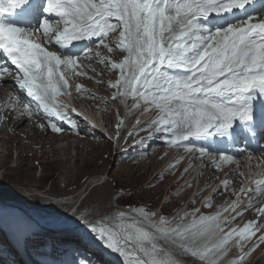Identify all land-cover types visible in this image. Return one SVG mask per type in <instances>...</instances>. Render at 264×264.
<instances>
[{
  "label": "snow or ice",
  "instance_id": "snow-or-ice-1",
  "mask_svg": "<svg viewBox=\"0 0 264 264\" xmlns=\"http://www.w3.org/2000/svg\"><path fill=\"white\" fill-rule=\"evenodd\" d=\"M28 3L0 0V52L17 69L12 73L0 68V79L13 75L19 90L38 102L33 109L30 102L16 96L14 110L22 106L20 115L42 113L51 130L60 132L53 118L68 119L57 102V97L68 94L61 91L69 87L65 70L70 69V76L86 75L79 70V61L99 57L93 47L102 46L108 53L118 50L123 54L121 60L110 63L109 70H119L118 79L109 85L115 89L112 98L126 106L131 98L135 109L143 106L145 112L158 113L147 130L165 135L169 146L195 151L201 157L216 155L219 170L244 155L253 159L247 147L237 157L226 143L250 145L257 137L264 139V0H46L43 12L48 16L35 26L21 27L5 19V13L15 15L16 9ZM38 14V8L29 13L30 17ZM110 34L115 40L111 46ZM40 40L58 50H48ZM85 40L90 42L86 50H73L75 41ZM109 59L98 62L106 64ZM72 126L75 129L74 123ZM233 175L241 178L240 183L247 179L243 171ZM260 175L253 181L254 188L234 189V201L188 225L182 224L184 217L174 227L168 226L165 216L153 220L155 212L131 205L119 189L106 191L103 182L86 195L94 197L96 204L111 205L115 200L117 207L89 221L84 211L89 206L85 205L79 219L104 248L122 258V264H181L179 257L184 255L205 264H221L231 247L239 249V254L226 264H245L264 244V234L257 235L261 225L248 221L242 227L226 226L254 207L250 193L264 195V173ZM229 184V180L223 181L225 190ZM245 198L248 203L238 211ZM206 206H212L211 197ZM129 211L155 232L137 227L134 220L128 222ZM255 211L264 218V206ZM196 212L199 209L191 215L195 217ZM225 212L235 215L225 217ZM217 232L223 235L214 239ZM158 240L172 248L162 247Z\"/></svg>",
  "mask_w": 264,
  "mask_h": 264
},
{
  "label": "rangeland",
  "instance_id": "rangeland-1",
  "mask_svg": "<svg viewBox=\"0 0 264 264\" xmlns=\"http://www.w3.org/2000/svg\"><path fill=\"white\" fill-rule=\"evenodd\" d=\"M108 42L110 46L115 42L112 34H110ZM94 50L102 54H99V57L94 56L91 61L89 60V63L88 60L82 58L83 61H81L80 64L82 68L80 67L79 70H83V72L86 71L87 74L84 76L73 75L72 78L77 79L78 82H82L85 91L91 92V96L88 98L92 99L91 101L96 104H99L97 108L104 106L101 108L102 111H98V113H104L108 120H112V124L116 125L119 119L117 117V103L115 101L118 100L119 106H123L124 108L127 106L121 103L119 99H113L112 95L115 89L106 87V85H110L111 76L115 78L119 77V70H109L110 62L107 63V66H104L105 64L99 63L98 60L104 57L111 59V56H119V60H121L123 54L118 50L108 53L102 46L99 49L94 48ZM84 62L87 63L85 64ZM95 67L96 69H92ZM7 88V86L6 89L0 87V92L2 91V94H4L3 96L6 97L7 100L3 99L0 101V106L2 107L4 105L5 107L6 105L11 106V104L14 103V101L10 102L12 95H10L11 92H9ZM23 93L27 95L26 92ZM85 97L87 96L81 93L78 98L81 100ZM31 99L33 98L31 97ZM57 99L60 100L61 97L59 96ZM26 102L29 101L26 100ZM31 102L37 103L36 101ZM62 106L65 111V105L62 104ZM32 108L34 107L32 106ZM123 113L124 115L121 116V121L124 122V119L126 120L128 118L127 116L131 114L128 112V109H124ZM41 116L42 113L41 115H34L32 118H36L38 123L39 117ZM54 119L61 121L56 118ZM79 122V119L76 118L72 119L71 123L66 125L57 122L59 123L58 126L63 130H69L68 126L70 125L74 134H84V139H78V136H70L71 134H69L66 139H62L63 141L59 140L54 147L56 148L59 146L61 150L59 148L53 149L52 146L46 147L45 150L41 145L35 147L25 135L22 137L25 139L23 142L18 141V139H13L14 142L2 143L6 147L10 145V147H12L14 145L12 149L4 148V152L9 151L13 155L15 154L16 148H20L24 155L17 159H15L13 155L12 158L5 161V163L2 161L3 163H1L0 171V201L7 200L11 203H15V205L25 210L30 216L34 213L37 219L41 221L45 220V224H47V221H51L52 223L51 230L39 231L37 234L40 236L31 239L35 247H31V250H27L29 258L34 256L39 264H79L80 261H84L85 264H87L88 261H90L91 264H95L99 254L98 248L103 244L79 219V217L83 215L81 209H84L85 205L89 206L87 209H84L87 213L85 219L91 221L99 219L109 208H115L117 205L115 200L112 201L111 205L96 204L94 197L86 195L89 191L90 193L93 192L92 185L97 184V188H95L98 189V186L103 182L106 185V191L115 192L118 189L121 190L124 200L128 201V203H130L132 199L137 198L138 201L135 199L130 203L133 206L146 207L149 205L150 208L156 206V211L158 208H163V213H172L179 204H186L191 200L190 198L195 188L192 189L190 184L199 183L196 176H194L193 179L191 178L195 168L191 165L188 167L187 165L190 154L192 156L195 151L189 153L181 147L180 149H176L170 146L169 149L164 151L163 156L160 157L161 159L159 158V154L151 150L152 146L149 149L150 151L148 150L149 153H147L148 151H141L138 148L135 149V147L131 149V151H125V148L129 146L128 143H125L124 147L121 148L118 146V148L116 146L117 142L110 139L109 136L104 135L96 129L91 130L89 124L81 126ZM73 123L76 126L75 129L72 126ZM41 124H43L42 118L40 120V125ZM122 125L123 123L120 124V127ZM2 129L3 127L0 133H2ZM118 129L119 128H116L115 132L117 134L119 133ZM153 133L158 136L156 139L160 140V144L157 145V143H155L156 152H158L159 146L162 142H166L167 137L154 130ZM11 134L12 131L9 126L8 129H4L2 135L10 137ZM121 134L124 136V131L121 132L119 136H121ZM136 141L135 139L132 143L136 144ZM63 145H65L64 149H62ZM75 145L78 146L74 148ZM20 149H18L19 152ZM176 157H179V164L175 163L177 160L174 161ZM171 158H173V161L166 167L167 161ZM194 158L195 157L192 159ZM208 165L206 170L208 175L210 173L209 178L206 177L205 170V174L203 173L202 175L204 179L200 180V185L208 181V179L210 180L209 182L216 181L211 180V178L215 177V175H213V170L216 168ZM225 167H227V170L233 171V166L226 165ZM185 169H187V172ZM192 169L191 175H188V172ZM238 171L240 172L241 169L237 166V172L235 170L233 173H238ZM219 173L221 174L222 170ZM102 175H104V178H102ZM232 178L234 181L236 179L240 181L241 179L240 177L238 179V176L235 175H233ZM188 180L190 181L186 188H183L179 194L174 195L169 201L167 200L164 203L181 183ZM175 181V185L172 186V183ZM223 186L222 184L220 197L215 198L216 203H218L219 199L225 200L226 195L228 196L229 193L234 190L233 184H229L227 190H225ZM127 190H130L129 192L131 195H128L129 192H124ZM251 197H253L254 207L247 211H243V215L237 216L236 219L232 221L231 225H228V228L238 227L240 224L258 217L255 208L261 199L257 198L255 194ZM259 197L263 198V195H259ZM246 200H248V198L241 204L240 211L243 210L248 203L247 201L244 204ZM215 202L209 208V210L213 209V211L208 213V215H211L214 210L217 209L218 205L215 207ZM77 204V214L71 217L68 216L69 218L61 217L62 212H66L65 208H68V211L70 209L73 210ZM1 214H3V212H1ZM128 217V222L134 220L137 222V227H142L153 233L155 232L150 224L143 222L142 217H139L136 213L129 211ZM158 218H160V216ZM55 224L57 226H55ZM260 225L261 232L257 233V235L264 234V222H261ZM3 231L4 227H1L0 239L2 235L4 237ZM61 234L62 236H60ZM63 238L65 242V249L64 252H62L63 256L60 255V251L53 252L54 247L51 248L49 252V248H46L48 244L56 243L57 240H63ZM2 240L3 242H0V260L3 261L6 259V264H15L16 259L14 256H16V253L14 250L16 247L12 249L9 242L4 241L6 240L5 238ZM38 241L41 242L40 245H38ZM85 242H87V244ZM202 242L203 241H200V243ZM157 243L166 249L172 248L170 244L165 243L163 240H158ZM248 246H250V243ZM249 248H251V246ZM26 249L27 247L24 248V250ZM246 250L248 249L246 248ZM175 251L179 253L178 249ZM263 251L264 244H261L259 248L251 253L249 258L245 261V264H264V254L261 255ZM236 252L239 253V249L236 248L232 254ZM117 258L119 259V264H122V258L118 254ZM179 259L181 264H205L204 261L198 258H192L188 255L180 256ZM228 260H230V255L225 257L224 260L221 261V264H226ZM99 264H102V262Z\"/></svg>",
  "mask_w": 264,
  "mask_h": 264
},
{
  "label": "bare ground",
  "instance_id": "bare-ground-1",
  "mask_svg": "<svg viewBox=\"0 0 264 264\" xmlns=\"http://www.w3.org/2000/svg\"><path fill=\"white\" fill-rule=\"evenodd\" d=\"M89 45H90V42L87 40L75 41L73 50L83 51V50H86ZM94 48L95 47H93V52H95ZM48 50L57 51L58 47L55 46L54 44H51L49 46ZM99 54H102V53L99 52ZM119 59H120L119 56H117V57L111 56V59L109 60V62L110 63L113 61L118 62ZM81 61H83L82 58L79 61V64H81ZM90 61L88 60V63ZM84 63L86 64L87 62H84ZM94 65H95V63H94ZM104 66H107V63ZM89 69H91V68H89ZM92 69H96V67L92 68ZM62 70H65V69H63V66H62ZM81 71H83V70H81ZM69 72H70V69L65 70L66 78H68V80H69V87L67 90L62 89V91L63 92L66 91L68 94H65V95L69 96L73 101H63L62 99L57 101L61 106H62V104L65 105L64 107L66 108L65 111L68 113V119L63 120V121H58V120H55L53 118V122H55V123L59 122L63 125H66V124L71 123L72 119L76 118V119H79V121H84L86 123H89V125L92 129H96V130L104 129L105 124H103V122H102V118H101L100 113H97L94 110L96 103L91 101L92 99L88 98L91 96V92L85 91L83 83L78 82L77 79L72 78L73 75L70 76ZM85 73L87 74L86 71H85ZM116 79H118V78L111 76V83L115 82ZM5 85L8 87L7 89L9 90V92L13 93V94L10 93V95H12L10 98V102L14 101V103L11 104V106L6 105V107H5L4 103H3V105H4L3 107L0 106V116L4 117L3 120H0V132H1V128L3 127L2 133H0V167H1V163H3L2 161H4V163H5V161H8V159H11L13 155H14L15 159L24 155V153L22 152V150L20 148H18V149H20V152L16 148L15 154H13V155L9 151H7L8 153L4 152L3 151L4 148L12 149L14 147V145L12 147H10L11 145L9 147H6L2 143L14 142L13 139H18V141L23 142V140L25 141V139L22 138L24 135H25V137L28 138V140L30 141V143H32L33 146L36 147L37 145H41V147L44 148V150L46 147H49V146H52L53 149H56V148L58 149L59 146H57L55 148L54 145H57L56 143L59 140L66 139L69 134H71L70 136H78V139H80V138L84 139V134H82V133L79 135L74 134L73 129L71 128L70 125L68 126L69 130H63L62 129L60 132H54L51 130V126H50L49 121L46 120V122H47L46 123L45 120L43 119L44 127L41 128L40 127L41 117H39L38 123H37L36 118L35 119L32 118L34 115H39V114H36L34 112V114L32 116H28L26 114L20 115V112L23 111L22 106L20 107L19 111L14 110L15 105H16V100H14V99L16 96H19L21 98V101L28 100L31 103V105L34 107L33 109L36 108V105L38 102L34 99V97H32L33 99H31V97L27 96L25 93H23L19 90L18 84L16 83V80H15L13 75L4 76L2 79H0V87L6 89ZM106 87H109V85H106ZM81 88L83 89V91L79 90ZM81 93L85 94L87 97L80 100L78 97L80 96ZM3 95L4 94H2V91H1L0 92V101H2L3 99L6 100V97H4ZM97 95H99V94H97ZM31 101H36L37 103L31 102ZM61 101H63V102H61ZM115 102L117 103V117L119 120H118V123L116 125H113L114 126V132H116L117 125L121 124V116L124 115V113L120 112V108H119L120 106L118 105V101H115ZM129 103H132V105H133V101L131 100V98H129L127 100V105ZM125 109H128V112L130 114H132L131 118L132 117L134 118V122H133L134 124L137 123L136 122L137 119L139 121L144 120V119H147L151 115V110L145 112L143 106L140 109H135L132 106L131 107L127 106ZM113 110H115V109H113ZM133 114H137V115L135 116ZM62 122H64V123H62ZM59 123H57V125ZM9 126L11 127V131H12L11 136L8 137L6 135H2L4 132V129H8ZM124 129H126V128H124L123 125L121 127H119V129H118L119 133L124 131ZM147 129L148 128L142 129L140 131V133L138 135H136L137 136V138H136L137 141L135 142L136 144H134L129 150L131 151V149H133L135 147V149L138 148L141 151L147 152L152 146L151 150H153L156 154H159V158H160L161 156H163L164 151L169 149L170 146L167 144V142H162L161 145L159 146V151L156 152L155 143H157V145L160 144V140L156 139V137H158V136H156L153 133L154 129L151 132ZM216 139H217V142H219L220 138H216ZM262 141H264V140L257 137L255 140L252 141V143L250 145H246L243 141H241V142H238L235 146L226 143V147L228 148V150L230 152H234L237 157L240 156L239 150L247 147L248 151L252 152L253 156L256 159L257 157H259V155H264V142H262ZM186 143H188V142H186ZM32 145H31V147H32ZM77 146L78 145H76V147ZM21 147H22V144H21ZM174 148L180 149V147H174ZM125 151H128V150H125ZM149 151L147 153H149ZM178 151H180V150H178ZM244 156L247 157V155H244ZM193 157H195V158L192 159ZM172 159L173 158H171L169 161H167L166 167L171 164V162L173 161ZM178 159H179V157L175 158V160H178ZM217 159H218V157L216 155L201 157V156H199V154L197 152H194L192 154V156L190 154V158L187 162V165H188V167L191 165L193 168H195V171L193 172L191 178L193 179L194 176H196L199 180V183L190 184L192 186V189L195 188V190L193 191V193L191 195V198H190L191 200L188 201L186 204L185 203H183L182 205L179 204L177 207V208H179V210H177L173 213H170L169 215L166 216L168 221H169V224H168L169 227H174L177 224H180L181 223V217H184L182 224L188 225L193 221L194 218L198 219L200 217V215H208V213H211L213 211V209L209 210V207L206 206V201L209 197H211L212 198V204H213L216 200L215 198L220 197L221 188H222L221 185L223 184V181L226 180V176L228 175L227 171L224 168L222 170V173L221 174L219 173V172H221V170L217 169L215 166V161ZM252 160H254V159H252ZM243 162H244V159L239 158L236 163L228 164V165L233 166V171H235L237 166L239 164H243ZM208 164L211 165L212 167L216 168L215 170H213L214 171L213 175H215V177L211 178V180H216V181L209 182L210 180L208 179V181H205L204 183H202V185H200L201 184L200 180L204 179L202 177V175H203V173L205 174V170H206ZM225 166L226 165H224L223 167H225ZM192 171H193V169L188 172V175H191ZM233 171L229 172V176H231V177L233 176ZM209 175H210V173H209ZM209 175L207 174V170H206V177L209 178ZM235 176H237V175H235ZM102 178H104V175H102ZM238 179H239V177H238ZM189 181L190 180L181 183L179 185V187H177V189L172 194L173 195L179 194L183 188H186L187 185H189L188 184ZM96 185H92V190L96 187ZM255 195L257 196V198H260L258 194L255 193ZM167 199H168V201L170 200L169 197ZM227 199H228V196L226 195L225 200L219 199L218 203L215 202V207L217 205H218V207H217V209L214 210V212L212 214L216 213L222 206H224V204H225L224 201H226ZM222 200H224V201H222ZM77 207H78V204H77V206H75V209H73V210L70 209L69 211H68V208L63 207V208H65L67 213L65 211H63L61 214V217H68V216L71 217L72 215L77 214V212H78ZM194 209H199V212L195 213V217L193 215H191V213L193 212ZM1 212H3V214H1ZM186 213H188L189 215L185 216ZM227 215H228V212L223 213V216L226 217ZM39 221L41 223L45 222V220H42V221L39 220ZM254 221L256 222V219ZM36 224H37V221H36V218L34 216V213L32 216H30L29 214H27V212L25 210L20 209L18 207V205H15V203H11L7 200H5V201L1 200L0 201V225L2 227H4L6 230L12 232L11 228H13V229L15 228V231H16L15 234L18 231L23 230L25 228H29L31 231L32 229L37 228ZM51 225H52L51 221H47V224H45V227L47 229H50ZM55 226H57V225L55 224ZM13 234H14V232H13ZM214 239H219V232L216 233ZM85 243L87 244V242H85ZM250 246H251V243H250ZM21 252H23V250ZM263 254H264V251L262 252L261 255H263ZM103 256H105V255L103 254ZM28 259H29L28 255L26 257L22 256L19 263L21 264V262H22V264H28L29 263ZM6 262L7 261H5V260L4 261L0 260V264H4Z\"/></svg>",
  "mask_w": 264,
  "mask_h": 264
},
{
  "label": "clouds",
  "instance_id": "clouds-1",
  "mask_svg": "<svg viewBox=\"0 0 264 264\" xmlns=\"http://www.w3.org/2000/svg\"><path fill=\"white\" fill-rule=\"evenodd\" d=\"M112 43V42H111ZM113 44V43H112ZM58 47V46H57ZM99 104H96L95 105V107H94V110H95V112H97L98 113V111H102L101 110V108H103L104 106H102L101 108H97V106H98ZM123 113V112H122ZM101 115V118H102V122H103V124H105L104 126H106L107 125V123L109 124V120H108V118L104 115V113L103 114H100ZM128 118L126 119V121L128 122L130 119H131V115L130 116H127ZM156 117H154L153 119H155ZM152 119V120H153ZM152 120H150V121H147L146 122V125L144 126V128H148V125H149V123L152 121ZM81 122H84V121H81ZM85 124H89V123H86V122H84V123H82L81 124V126H84ZM90 126V125H89ZM91 128V127H90ZM143 128V129H144ZM91 130H93L92 128H91ZM98 131V130H97ZM127 132V131H126ZM101 133H103V132H101ZM104 135H106V136H109V132H108V134H105V133H103ZM123 136V134L121 135V137ZM126 136V134L123 136V138L121 139V137H120V140L119 141H116L117 142V144H120L122 141H123V139H124V137ZM65 145H63L62 146V149H64L63 147H64ZM118 147V146H117ZM119 147H124V144L122 143V144H120L119 145ZM118 147V148H119ZM74 148H76V145L74 146ZM175 160V159H174ZM243 164H246V165H251V166H254V167H251V168H246V169H241V164H239L238 165V167L241 169V171H243L245 174H248V172H250L251 174H252V170L253 169H257V168H260V169H262V170H264V162L263 163H256V162H252L251 160H249L248 158H247V160L243 163ZM0 171H1V167H0ZM236 172H237V168H236ZM226 180H229L230 181V183L231 184H233V188L235 189V190H239V187H240V182L239 181H233V178L231 177V176H229V174L226 176ZM244 182H246L245 180H244ZM248 182H249V179H248ZM175 183H176V181L175 182H173L172 183V186H174L175 185ZM181 188V187H180ZM233 192V191H232ZM232 192H230L229 193V197H228V199L226 200V201H224V203L226 204V205H228L231 201H234V199H233V195L231 194ZM88 193H90V191L88 192ZM255 193L253 192V193H250L249 195L250 196H253ZM174 195L173 194H171L170 196H169V198L171 199L172 197H173ZM246 199V198H245ZM244 199V200H245ZM260 199H261V201L259 202V204L257 205V207L256 208H258V207H262V206H264V195H263V198H261L260 197ZM168 199H166L165 201H164V203L167 201ZM190 201V200H189ZM248 200H246L245 202H244V204L247 202ZM163 203V204H164ZM147 209L149 210V211H152V212H155L156 211V206H154V207H152V208H150V206L148 205L147 206ZM177 210H179V208H176L173 212H175V211H177ZM238 211H240V209H238ZM172 212V213H173ZM155 217H153V219H156V221H158L159 220V216L161 217V216H167V215H169L170 213H163V208H158V210L155 212ZM234 215V214H233ZM36 218V217H35ZM256 219V221L259 219V224L261 223V222H264L263 220L264 219H262L261 218V216L258 214V217L257 218H254V219H252V220H255ZM251 220V219H250ZM36 221H39L37 218H36ZM40 222V221H39ZM227 228H228V226H226ZM54 229V228H53ZM44 231L45 230H51V228L50 229H47V228H45V229H43ZM3 233H4V231H3ZM2 235V234H1ZM223 234L222 233H219V238H220V236H222ZM37 236H40V235H35V236H32V235H30L28 238H27V240H26V244H25V246H24V248L25 247H27V249L26 250H24L23 249V252H21L22 250L20 249V250H18L17 248L14 250L15 251V253H16V256H14V258L16 259V261H15V264H20L19 263V261H20V259H21V257L22 256H27L28 255V253H27V250H31V247L33 248V247H35V246H33V244H32V241H31V239H33V238H35V237H37ZM60 236H62V234L60 235ZM4 237H5V235H4ZM4 237H3V235H2V238L4 239ZM58 238H60L59 236H57ZM1 240V239H0ZM7 240V239H6ZM6 240H4V241H6ZM0 242H3V241H0ZM10 244V247L12 248V249H14L15 248V245H13V244H11V243H9ZM41 244V242L40 241H38V245H40ZM37 245V244H36ZM62 246V245H64V249H65V242H64V238H63V240L61 239V240H57V242L56 243H51V244H48V246L46 247L47 249L49 248V252L51 251V248H53V252H55V251H59L58 249H57V246ZM68 247H69V244H68ZM250 246H248V248H249ZM64 249H62V250H60V255H62L63 256V253L62 252H64ZM99 254H98V257H97V259H96V262H95V264H99L100 262H102V264H119V259L117 258V254L116 253H112V252H110V250H107L106 248H104V246L103 245H100L99 246ZM236 248L235 247H231V250H230V252H229V254L228 255H230V259H235L237 256H238V254L239 253H235V254H232V252L235 250ZM103 254L105 255V256H103ZM29 256V255H28ZM4 261V260H3ZM5 261H7L6 259H5ZM28 261H29V263L28 264H39V263H37V260H35V257L34 256H32V258H29L28 259ZM21 264H22V262H21Z\"/></svg>",
  "mask_w": 264,
  "mask_h": 264
},
{
  "label": "trees",
  "instance_id": "trees-1",
  "mask_svg": "<svg viewBox=\"0 0 264 264\" xmlns=\"http://www.w3.org/2000/svg\"><path fill=\"white\" fill-rule=\"evenodd\" d=\"M130 190H131V189H130ZM130 190H127V191H124V192H125V193H128ZM126 198H127V197H126ZM135 199H137V198L132 199L131 202L134 201ZM136 201H138V199H137ZM131 202H130V203H131ZM145 208H147V206H146ZM8 246H9V245H8Z\"/></svg>",
  "mask_w": 264,
  "mask_h": 264
}]
</instances>
